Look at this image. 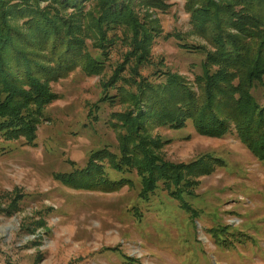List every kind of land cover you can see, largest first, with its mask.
Returning a JSON list of instances; mask_svg holds the SVG:
<instances>
[{
    "label": "rangeland",
    "instance_id": "374dc122",
    "mask_svg": "<svg viewBox=\"0 0 264 264\" xmlns=\"http://www.w3.org/2000/svg\"><path fill=\"white\" fill-rule=\"evenodd\" d=\"M164 2L169 8L155 13L162 34L153 41L152 57L163 59L165 68L193 86L204 54L187 51L165 35L178 31L186 43L207 48L209 43L193 31L184 0ZM24 21L10 19L32 41L25 45L37 61L31 69L55 97L38 117L33 144L0 136V264H264V163L234 129L214 137L199 134L190 120L181 128L143 125V135L157 143L153 152L165 162L182 166L207 155L223 160L222 166L210 160L209 172L189 175L192 194L184 198L197 211L193 215L162 188L147 200L140 198L135 172L124 174L130 185L112 191L71 187L54 177L84 167L98 150L118 152L112 115L130 105L103 100L102 82L111 76L121 50L112 49L100 74L77 65L52 77L47 67L53 70L56 62ZM85 48L92 55L99 52L88 38ZM252 94L263 103L264 75Z\"/></svg>",
    "mask_w": 264,
    "mask_h": 264
},
{
    "label": "trees",
    "instance_id": "16d2710c",
    "mask_svg": "<svg viewBox=\"0 0 264 264\" xmlns=\"http://www.w3.org/2000/svg\"><path fill=\"white\" fill-rule=\"evenodd\" d=\"M39 1L0 0V136L22 137L33 144L38 117L55 97L31 69L37 61L25 45L33 43L12 26V16L24 18L39 46L45 44L42 48L56 62L53 70L47 67L52 77L77 65L88 74H100L112 49L121 50L111 76L102 82L103 100L130 105L112 115L118 152L98 150L84 167L54 174L56 179L71 187L112 191L130 185L124 174L135 172L140 198L147 200L162 188L185 211L196 214L184 198L192 194L189 175L209 172L210 160L219 166L223 160L207 155L182 166L165 162L152 150L156 141L143 135L146 122L181 128L190 120L199 134L214 137L234 129L239 141L264 163V101L260 104L252 94L264 75V0H184L193 31L209 48L186 43L178 31L165 36L187 51L204 54L194 88L186 77L165 68L163 59L152 57L153 41L162 34L155 13L169 8L164 0H51L45 7ZM87 38L99 51L95 55L85 48ZM111 87L114 95L108 93ZM107 168L119 176H109Z\"/></svg>",
    "mask_w": 264,
    "mask_h": 264
}]
</instances>
